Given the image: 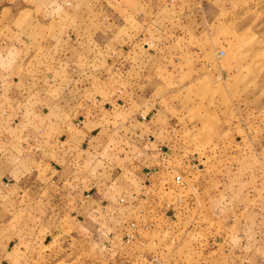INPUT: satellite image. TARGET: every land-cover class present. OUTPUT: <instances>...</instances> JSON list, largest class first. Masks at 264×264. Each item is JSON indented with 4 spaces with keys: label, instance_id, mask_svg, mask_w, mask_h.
<instances>
[{
    "label": "rangeland",
    "instance_id": "rangeland-1",
    "mask_svg": "<svg viewBox=\"0 0 264 264\" xmlns=\"http://www.w3.org/2000/svg\"><path fill=\"white\" fill-rule=\"evenodd\" d=\"M11 1L0 18L37 8L15 22L28 38L0 30V135L19 151L2 168L20 182L0 204V264H264V0H163L157 13L132 0L126 19L113 0ZM155 124L159 152L143 135ZM45 145L49 175L66 178L53 193L68 196L43 204L29 179L48 172L29 156ZM163 158L201 168L192 212H162L142 173Z\"/></svg>",
    "mask_w": 264,
    "mask_h": 264
},
{
    "label": "crops",
    "instance_id": "crops-1",
    "mask_svg": "<svg viewBox=\"0 0 264 264\" xmlns=\"http://www.w3.org/2000/svg\"><path fill=\"white\" fill-rule=\"evenodd\" d=\"M134 1H135L136 4L139 5L138 9H142V8L146 7V9L148 8V9L155 10L154 11L155 13L159 12V9L164 7L163 0H134ZM129 3H132V0H113V4H115L113 7H115L116 10L117 9H121L123 11V17L126 19L127 18L126 17V12H127V15L132 14V8L129 5ZM15 4H16V2L13 0V1H11L10 5L8 7H10V8L12 7L13 8L15 6ZM36 8H37V6L34 3L26 2L24 7H22L21 9H18L17 13L15 14L16 16H14L13 19L5 20V19L0 18V30H2L4 28H7L6 26L11 25V26H14V28H12L13 33L14 34H20V36L19 35L14 36L15 39H20V38L23 39V37H27L28 38L29 34H26V33L23 34L24 29L23 28L21 29V28L17 27L15 22H16V19L20 16V14H23L25 11H29V10H34L35 11ZM139 18L141 19V17H139ZM85 19L86 18H84V20ZM84 20L82 21V23L85 22ZM142 21H144V19H142ZM147 21H148V24H151V25L154 22L151 19H149ZM91 23H93V22H91ZM91 23H88V25H90ZM125 25L128 27V26H131L132 23L126 21ZM76 34H78V33L76 32ZM11 35H13V34L11 33ZM130 37H131V34H130ZM27 38H25V39H27ZM29 39H31V37ZM128 40L132 41V39L127 38V41ZM128 51L129 50H125L124 51L125 52V56H128ZM130 71H131L130 69L127 70V73L130 72ZM222 72H223V74H226L224 71H222ZM189 85L190 84L187 82L184 87L181 88V86H179L178 88H181L182 90L183 89H187L189 87ZM173 92H174V90H173ZM181 96L182 95L180 94L179 97H181ZM178 104H180V102ZM186 110L187 109L183 110L181 113L186 115V113H185ZM221 112L223 113L222 115H227V113H228L227 111H225V109L224 110L222 109ZM162 131H164V130H163V127L161 126V124H158V125L155 124V125L152 126V128H150V130L149 129L145 130V133L143 135L145 137L151 135L152 137H154V141H156L157 147L163 148V147H167V145H165L164 142L159 141ZM78 133L81 134V135H87L88 132L85 131L84 130V126H82L78 130ZM164 136H167V138L172 139V135H170L169 133L168 134H164ZM4 142H5V140L3 139V136L1 134L0 135V144H1L0 145V204H3L5 200H11L13 198V196H10L11 190L17 184L20 183V182H18L17 178H13L14 177L13 175H11L10 173L7 174L9 172L8 170L4 171L5 169L2 168V166L4 164H6L7 161H9V159L12 156L13 157H17V155H19V151L15 147H13L12 144L8 145V144H4ZM42 149L43 150H39V147L31 148L30 153L33 154V156H29V161L33 162L32 170L43 169V171L48 172V177L46 176V178H41V172L38 171V174H37L34 171L33 177L30 176L29 180H30V187L31 188L33 187V193H34V195H33L34 200L33 201L42 199V200H44L43 204H46L48 201H50L53 198L57 197V195L55 193L56 191L53 193V189H55V188H53L54 185L57 184V182H58L59 184L64 186V183H65L64 180L66 178H62V177L57 178V177H54V176L52 177V176L49 175L53 171V160L51 159L50 156H49L50 157L49 158L47 156V154L51 153L54 148L51 145H49V146L45 145V147L43 146ZM37 156H39V157L37 158ZM11 162H12V160H11ZM158 164L159 163L157 162V166H155V167L152 166L154 168H151V170L149 172L145 171L142 174L145 177H147V174L149 173V175H150L149 178L150 179L155 177L157 179V181L160 182L159 185H162L161 183L164 180L163 177L167 178L169 180L168 177H170V176L168 175V173H169L168 169H166V168H164L162 166H159ZM60 166H62V165L60 164ZM11 167H12V165H11ZM143 169L146 170L147 168L143 167ZM226 170H227V168H226ZM222 177H221V181H220L221 184H226V186H227V181H229L230 178L226 176L227 179L225 180ZM223 189H225L226 199H229L230 198L229 189L227 187H224ZM80 190H81V193H79L78 189H76V191H74L73 194H75V197L73 195H71V197H73L75 199L76 211L77 212H83L82 205H83L84 201L82 199H86L87 198V195H86L85 191L83 189H81V188H80ZM38 191H39V193H38ZM58 191H59V196H58L59 200H62L63 197L66 200L67 196H68L66 188L64 190V188H62L60 186V189ZM258 200H260V199H258ZM226 203H228V201H226ZM61 210H62V207H61ZM95 211H97V210H95ZM224 227H226V226H224Z\"/></svg>",
    "mask_w": 264,
    "mask_h": 264
},
{
    "label": "built area",
    "instance_id": "built-area-1",
    "mask_svg": "<svg viewBox=\"0 0 264 264\" xmlns=\"http://www.w3.org/2000/svg\"><path fill=\"white\" fill-rule=\"evenodd\" d=\"M224 55H225V51L220 50L219 56H224ZM160 149H161L160 147H157L156 149L157 152H159ZM165 153L166 152H164V154ZM158 165L168 169L169 171L168 175L170 176L168 177L169 180L163 177L164 180L161 183L162 185H159L160 183L159 181L154 180L159 185V190L161 191V194L159 195V199L161 202L160 208L163 209L162 212H169V211L170 212H192V210L190 209H193L194 205L190 207V204L192 201L198 200L197 194H199V190H200L198 178H196L194 174L199 173L201 168L196 167V163L191 162V160H188L187 164L185 163V166L179 167L175 165H169L167 164L165 158L159 160ZM172 186L175 188L174 192H171ZM169 192L175 193L172 195L173 199L171 202L169 199L165 197V195ZM174 208H177V211H174ZM186 208H188V210ZM198 210L199 209L193 212H198ZM136 227L137 226L133 224L131 226L132 231L126 233L125 237H126L127 243H131L132 240L136 238V235H135Z\"/></svg>",
    "mask_w": 264,
    "mask_h": 264
}]
</instances>
